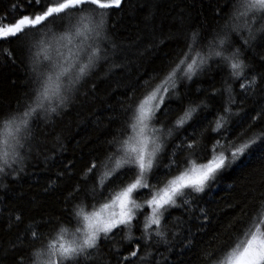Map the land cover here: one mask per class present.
<instances>
[{
    "label": "snow or ice",
    "instance_id": "6c2138e0",
    "mask_svg": "<svg viewBox=\"0 0 264 264\" xmlns=\"http://www.w3.org/2000/svg\"><path fill=\"white\" fill-rule=\"evenodd\" d=\"M25 3L33 10L14 2L9 13L0 17V54L15 62V53L38 49L28 57L30 87L23 105L0 109V177L23 171L41 126L54 124L79 95L83 83L105 64L117 67L119 56L118 45L109 35L114 27L109 20L124 0ZM216 15L214 27L191 30L178 42L182 46L167 66L143 82L141 94L122 104L120 127L82 169L79 184L69 194L72 206L62 218L29 225L25 231L28 243L20 240L8 250L25 253L14 256V264H101L102 245L117 234L129 242V251L123 255L114 249L116 264H149L152 254L148 249L155 246L154 238L167 242L169 232L177 235L173 231L177 225L168 227L170 210L190 208L191 195L204 193L248 158L264 161V128L246 136L253 123L245 128L247 114L233 111L239 105L229 83H238L244 95L264 90V58L258 69L246 56L258 39L264 41V0H228ZM213 67L226 71L228 78L220 90L224 103L215 112L211 128L220 138L206 144L207 129L183 133L206 118L207 103L183 106L171 121L160 116L168 104L182 103V86ZM262 117L264 111L253 122ZM232 130L235 138L225 135ZM104 200L95 210L96 203ZM15 220L22 222L19 215ZM134 229L141 235L134 236ZM241 231L242 245L224 240L219 247H209L201 253L203 264H264V192Z\"/></svg>",
    "mask_w": 264,
    "mask_h": 264
},
{
    "label": "trees",
    "instance_id": "16d2710c",
    "mask_svg": "<svg viewBox=\"0 0 264 264\" xmlns=\"http://www.w3.org/2000/svg\"><path fill=\"white\" fill-rule=\"evenodd\" d=\"M14 2L28 11L33 10L25 0H0V17L9 13ZM227 4L228 0H124L121 8L112 13L109 23L114 27L109 35L118 45L117 67L108 63L98 68L97 74L83 83L79 95L55 123L41 126L42 132L33 142V151L25 160L23 171L19 175L0 177V264H14V256L25 254L8 250L20 240L28 243L25 231L29 225L62 218L66 214L64 210L73 204L69 194L79 184L82 169L93 155L103 151L105 142L119 129L124 118L122 104L130 102L133 95L141 94L143 82L167 66L168 60L182 46L178 42L191 30L214 27L217 11ZM46 30L42 29V32ZM262 45L264 41L258 39L246 53L258 69L264 58ZM9 47L14 46L3 45V48ZM36 51L38 49L32 48L31 52L15 53V62L0 54V109L7 111L18 104L23 105L30 87L28 57ZM227 78L226 71L215 67L194 77L180 89L182 103L168 104L160 119L171 121L181 113L183 106L203 101L208 104L206 118L196 128L186 126L187 132L183 134H198L207 129L204 143L219 139L211 128L215 112L225 100L220 90L225 87ZM229 83L239 105L234 106L233 111L241 116L247 114L245 128L248 123H253V128L246 133L250 136L264 128V117L253 122V117L264 111V90L257 89L255 94L244 95L238 83ZM213 93H216L215 97ZM234 132L225 135L235 138ZM165 175L161 170L160 178L164 179ZM262 192L264 161L250 157L241 167L229 169L204 193L191 195L190 208L170 210L168 227L177 225L173 229L177 235L169 232L167 242L154 238L157 240L155 246L148 249L152 254L148 257L149 264H203V250L219 247L224 240L242 244L245 237L241 229L247 227L253 206ZM137 199L143 202L142 197ZM103 202L107 201L96 203V208ZM17 215L22 222L15 220ZM241 220L245 223H238ZM133 235L138 237L141 233L134 229ZM214 240L216 244L212 243ZM102 248L101 264H116L113 250L119 249L121 254L128 255L129 242L122 241L121 235L117 234ZM140 254H143V245Z\"/></svg>",
    "mask_w": 264,
    "mask_h": 264
},
{
    "label": "rangeland",
    "instance_id": "374dc122",
    "mask_svg": "<svg viewBox=\"0 0 264 264\" xmlns=\"http://www.w3.org/2000/svg\"><path fill=\"white\" fill-rule=\"evenodd\" d=\"M139 201V200H138ZM141 202V201H139ZM142 203V202H141ZM102 206V204L100 206H98L95 210H99V208ZM242 245V244H241Z\"/></svg>",
    "mask_w": 264,
    "mask_h": 264
}]
</instances>
